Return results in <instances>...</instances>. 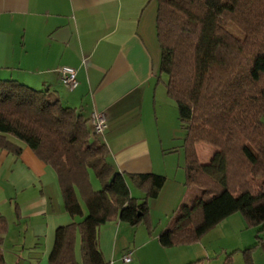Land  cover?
Here are the masks:
<instances>
[{
  "label": "trees",
  "instance_id": "trees-1",
  "mask_svg": "<svg viewBox=\"0 0 264 264\" xmlns=\"http://www.w3.org/2000/svg\"><path fill=\"white\" fill-rule=\"evenodd\" d=\"M156 36L167 94L185 130V179L194 193L178 206L171 225L158 234L163 248L197 242L225 218L240 213L246 227L264 228V0H156ZM231 23L243 36L237 37ZM88 119L74 108L48 98L44 90L0 79V149L18 153L6 136L25 143L52 166L64 207L79 223L54 233L49 264H109L98 244L101 225L121 221L152 231L149 200L165 178L152 173L125 175L108 161V149ZM215 148L201 163L197 143ZM100 183L94 190L90 175ZM143 196L131 195L127 182ZM7 223L0 215V264ZM80 236L79 263L75 257ZM244 249L264 250V238Z\"/></svg>",
  "mask_w": 264,
  "mask_h": 264
},
{
  "label": "crops",
  "instance_id": "crops-1",
  "mask_svg": "<svg viewBox=\"0 0 264 264\" xmlns=\"http://www.w3.org/2000/svg\"><path fill=\"white\" fill-rule=\"evenodd\" d=\"M156 12V0H0V79L44 90L51 100L80 111L89 127L92 113H102L107 128L97 138L107 147L114 169L165 178L157 197L149 200L151 232L143 224L131 227L118 220L100 226L98 244L109 264L195 263L181 247L189 244L163 248L158 242L180 203L195 190L184 183L185 130L160 70ZM61 66L75 69L74 89L61 83L56 71ZM6 139L19 152L0 149V215L7 223L4 264H49L55 230L79 223L86 207L79 199L83 216L69 214L54 168L22 141ZM202 143L196 144V152L207 163L215 149L209 148L202 160ZM90 182L97 190L91 175ZM127 182L131 195L141 198L143 193ZM240 220L233 214L221 223ZM260 231L264 234V228ZM79 246L76 230L74 251L80 263ZM128 251L131 261L122 263L120 257ZM252 260L264 264L262 256L255 262L252 254Z\"/></svg>",
  "mask_w": 264,
  "mask_h": 264
},
{
  "label": "rangeland",
  "instance_id": "rangeland-1",
  "mask_svg": "<svg viewBox=\"0 0 264 264\" xmlns=\"http://www.w3.org/2000/svg\"><path fill=\"white\" fill-rule=\"evenodd\" d=\"M228 29L231 30L237 37L242 38L243 33L237 29L233 24L229 23L227 25ZM165 76V75H164ZM166 77V76H165ZM209 148L215 149L209 144L202 143L198 147L200 159L205 160L207 158V150ZM92 183L95 189L100 188L99 182L91 174ZM194 190H198L196 187H192ZM237 218H241L239 222L229 223H219L207 233H205L197 242L185 246V252L192 257L194 264H244L243 253L245 246H237L241 243L252 244L256 241L255 236L258 235L264 238L262 231L256 227H246L243 217L240 213H235ZM175 214H173L172 220ZM169 219V218H168ZM167 221V218H165ZM238 221V220H237ZM165 223V221H164ZM125 224V223H122ZM126 225V224H125ZM127 226V225H126ZM169 227V226H168ZM128 228V227H126ZM130 228V227H129ZM167 229V228H164ZM237 246L239 248H233ZM254 261L256 262L257 256L264 257V252L260 249H254L252 251Z\"/></svg>",
  "mask_w": 264,
  "mask_h": 264
},
{
  "label": "built area",
  "instance_id": "built-area-1",
  "mask_svg": "<svg viewBox=\"0 0 264 264\" xmlns=\"http://www.w3.org/2000/svg\"><path fill=\"white\" fill-rule=\"evenodd\" d=\"M61 83L68 89H74L77 86L76 71L69 66H61L56 69ZM91 131L97 138L101 137L107 128L105 116L100 112H93L90 117ZM122 263L131 261V252L128 251L120 257Z\"/></svg>",
  "mask_w": 264,
  "mask_h": 264
}]
</instances>
